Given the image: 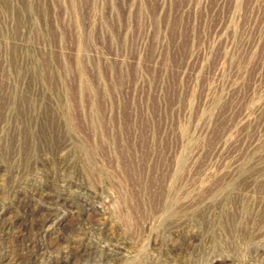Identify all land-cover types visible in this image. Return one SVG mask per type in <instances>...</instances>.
I'll return each instance as SVG.
<instances>
[{
    "label": "rangeland",
    "instance_id": "rangeland-1",
    "mask_svg": "<svg viewBox=\"0 0 264 264\" xmlns=\"http://www.w3.org/2000/svg\"><path fill=\"white\" fill-rule=\"evenodd\" d=\"M0 264H264V0H0Z\"/></svg>",
    "mask_w": 264,
    "mask_h": 264
}]
</instances>
